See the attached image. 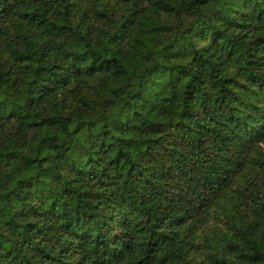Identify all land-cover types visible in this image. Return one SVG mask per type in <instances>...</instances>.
<instances>
[{"label": "trees", "instance_id": "16d2710c", "mask_svg": "<svg viewBox=\"0 0 264 264\" xmlns=\"http://www.w3.org/2000/svg\"><path fill=\"white\" fill-rule=\"evenodd\" d=\"M0 264H264V0H0Z\"/></svg>", "mask_w": 264, "mask_h": 264}]
</instances>
